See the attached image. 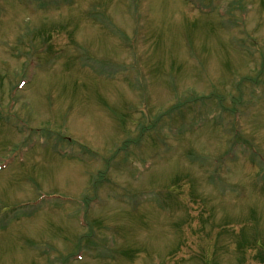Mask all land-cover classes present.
I'll use <instances>...</instances> for the list:
<instances>
[{
  "label": "rangeland",
  "instance_id": "rangeland-1",
  "mask_svg": "<svg viewBox=\"0 0 264 264\" xmlns=\"http://www.w3.org/2000/svg\"><path fill=\"white\" fill-rule=\"evenodd\" d=\"M8 156L0 264H264V0H0Z\"/></svg>",
  "mask_w": 264,
  "mask_h": 264
}]
</instances>
